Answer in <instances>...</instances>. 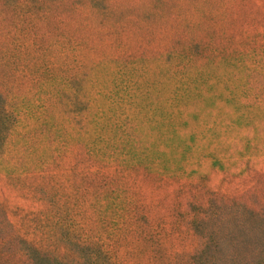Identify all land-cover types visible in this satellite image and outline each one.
<instances>
[{
	"label": "rangeland",
	"instance_id": "1",
	"mask_svg": "<svg viewBox=\"0 0 264 264\" xmlns=\"http://www.w3.org/2000/svg\"><path fill=\"white\" fill-rule=\"evenodd\" d=\"M196 40L212 48H184ZM158 80L195 92L184 172L146 180L122 156L128 134L150 146L139 107L140 125L93 160L80 119L100 102L120 119L129 85ZM0 90L19 115L0 148V264H30L32 237L65 257L66 241H82L119 264H188L202 246L192 219L210 201L264 221V0H0ZM48 112L56 132L44 128ZM251 229L223 247L250 244Z\"/></svg>",
	"mask_w": 264,
	"mask_h": 264
},
{
	"label": "trees",
	"instance_id": "2",
	"mask_svg": "<svg viewBox=\"0 0 264 264\" xmlns=\"http://www.w3.org/2000/svg\"><path fill=\"white\" fill-rule=\"evenodd\" d=\"M200 44L201 41L196 40L195 43L190 42L187 46L184 45V48L191 49L193 45L197 48L200 46L204 51L212 48L210 43L209 45ZM222 48L217 43L215 49ZM214 52L220 53L219 51ZM197 80L199 77L193 78V81ZM97 84V89L100 90V83ZM126 86L124 85L122 89L124 90ZM189 86V82L184 87H177L176 84L172 85L158 80L155 83L152 82L151 88L145 87L144 91L142 89L137 91L132 88L133 84L129 85L125 94L129 97L127 102H130L132 106L131 108L125 106V109L122 105L120 106L124 111L122 116L126 115L128 119L125 118V121L129 123H124L122 116H119L120 119L115 120L116 122L114 118L103 117L106 105L103 106L101 102L96 103L92 105V109L88 112L89 115L80 119L81 127H77L79 130L77 141L92 146V148H99L94 151L92 159L99 163L105 162L107 159L104 147L119 140L118 132L126 130L128 126L130 129L132 127L135 129L140 125L133 123L135 120L133 116L136 115L134 112L139 107L140 111L149 112L141 116V119L145 121L149 118L153 124L154 133L150 139V146L146 147L144 142L145 145H139L136 143L138 141L129 137L131 135L128 134L125 140L121 139L129 146L122 156L126 157L125 160L129 164L139 168L146 180H163L180 171L182 173L192 160L186 135L181 133L182 122H184L183 114L186 109L184 105L188 103L186 97H192L195 93ZM95 88L96 86L93 85V89ZM95 96L93 93V100ZM140 99L142 100L141 107L140 102L136 101ZM18 116L17 112L10 107L5 94L0 90V148L16 128ZM45 117L47 119L45 118L44 128L53 132L58 131V120H54V115L48 112ZM117 158L121 160L120 156ZM258 217L257 213L243 205L237 203L225 205L210 201L192 219V229L202 238V246L192 255L188 264H264V221L259 220ZM247 227H251L254 232L250 244H243L241 248L228 247L225 249L223 247L229 242L231 246H235L236 237ZM66 242L68 244L65 247L67 257L58 255L41 243H36L33 237L27 239L23 253L29 259L30 264H119L93 243Z\"/></svg>",
	"mask_w": 264,
	"mask_h": 264
}]
</instances>
